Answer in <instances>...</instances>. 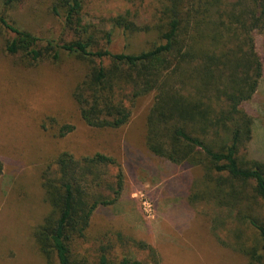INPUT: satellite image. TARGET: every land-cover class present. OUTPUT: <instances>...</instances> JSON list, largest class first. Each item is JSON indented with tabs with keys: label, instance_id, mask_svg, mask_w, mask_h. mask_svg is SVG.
I'll return each instance as SVG.
<instances>
[{
	"label": "rangeland",
	"instance_id": "rangeland-1",
	"mask_svg": "<svg viewBox=\"0 0 264 264\" xmlns=\"http://www.w3.org/2000/svg\"><path fill=\"white\" fill-rule=\"evenodd\" d=\"M54 4L19 0L11 6L0 0V17L43 40L69 41L72 35L64 30ZM159 8L158 0H84L83 14L87 24L104 29L108 20L128 12L142 30L129 40L116 31L111 49L123 51L128 43V52H140L153 46ZM13 37L0 21V264H48L34 236L50 211L42 175L66 151L77 159L111 156L119 166L109 168V180L120 169L125 178L120 199L99 207L86 237L77 241L79 264H97L103 252L117 261L129 258L142 264H250L245 249L256 247L262 254L257 231L219 203L215 179H208L201 166L175 164L148 149L155 93L138 97L126 125L90 127L73 97L87 72L86 62L63 52L57 61L29 64L25 55L6 50ZM254 37L264 66V34L256 31ZM241 107L253 118V132L238 157L264 162V74L253 98ZM67 124L73 131L60 136ZM253 205L254 216L264 223V200Z\"/></svg>",
	"mask_w": 264,
	"mask_h": 264
},
{
	"label": "trees",
	"instance_id": "trees-1",
	"mask_svg": "<svg viewBox=\"0 0 264 264\" xmlns=\"http://www.w3.org/2000/svg\"><path fill=\"white\" fill-rule=\"evenodd\" d=\"M158 1L157 36L151 48L140 52H128V43L123 51L111 49L116 31L129 40L142 30L128 12L108 20L107 28H97L84 19V0H55L53 11L72 35L69 41L43 40L0 17L14 33L6 50L25 55L29 64L44 58L57 61L63 52L85 61L87 72L73 97L82 119L93 128L126 125L138 97L155 93L148 149L175 164L201 166L208 179H215L219 203L248 220L259 234L262 254L256 247L244 252L250 264H262L264 223L252 211L253 201L264 200V162L240 160L238 153L253 132V118L241 106L253 98L264 74L254 37L256 31L264 34V0ZM73 129L64 125L59 135ZM53 164L42 175L50 211L36 227L35 240L48 264H79L76 243L86 237L95 211L120 199L124 173L120 169L111 182L108 170L119 165L103 153L77 159L66 151ZM3 169L0 159V176ZM103 185L111 193L102 192ZM97 264L142 262L117 261L103 252Z\"/></svg>",
	"mask_w": 264,
	"mask_h": 264
}]
</instances>
